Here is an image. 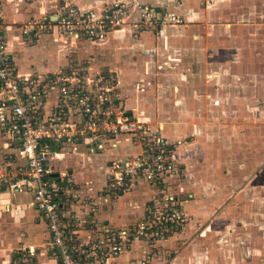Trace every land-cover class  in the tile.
<instances>
[{
	"label": "crops",
	"instance_id": "obj_1",
	"mask_svg": "<svg viewBox=\"0 0 264 264\" xmlns=\"http://www.w3.org/2000/svg\"><path fill=\"white\" fill-rule=\"evenodd\" d=\"M114 1L131 0H1L3 18L7 26L8 50L19 72L23 74L57 71L75 61L79 64L90 65L94 70L110 69L116 72L120 80L121 106L127 109L128 114L141 117L156 129L161 128L162 133V127L155 125L145 112L150 110L152 105L157 107L163 104L164 110H170V113L174 115L177 113L182 117L180 118L182 122L190 124L189 120L192 121L194 129L189 125L188 128L178 126L175 132L166 131L175 134L174 139H170L163 133L171 141L180 143L178 144L179 150L186 164L189 158L193 159L200 153H204L202 146H204L205 136L221 142V147L226 146L228 142L236 157H239V161L244 163L243 168L236 169V162L229 160L227 173L214 167L213 171H207L208 175L200 186L193 185L191 189L202 195L204 189L207 190L210 185L212 191L207 190V194L212 193L213 206H221L222 209L226 207L225 210L219 208L217 220L223 224L228 218L229 230L225 232V240L233 244L230 251L228 249L226 253L223 246L220 250V245L214 242L217 236L209 229L216 221L209 223L201 229L199 234H196L197 219H193V216L198 213L200 216L206 212V210L204 212L201 210L207 204L205 201L195 200L193 192L192 197L194 198L186 203V206H191L194 214L188 210L192 215V220L182 232L165 242L164 248L174 251L175 264H210L211 260H214V264L215 262L219 264L220 261H225V257L226 261H235L236 257L233 258V256L238 250L237 245L243 242L247 244L245 240L251 242L254 240L251 234V236L243 237L241 243H237L236 233L244 228L242 221L249 224L248 219L239 217L240 214L251 213L253 206H264V171L252 170L253 166L250 165L252 163L250 154L252 153L248 148L252 136L261 135L262 131L258 130L264 129L256 126L257 130L253 133L254 127L248 122L251 120L250 116L256 112L255 109L259 108L253 106L255 100L261 99V102H264V9L258 10L253 7L255 3H261L263 8L264 0H213L209 5L203 0H134L137 3L149 4L151 7H148L154 14H174L182 22L175 24L167 21V23L159 24L156 32L144 28L137 31L131 23H128L125 28L100 42L77 40L66 34L52 32H44L34 41H27L22 35L21 28L28 21L56 16L63 7V5L59 6L60 3H66L65 6L74 4L84 8H100ZM240 2L245 3L244 10L238 7ZM136 7L131 10L130 22L140 21V10ZM166 46L173 50L181 49V56L177 58L168 55L163 63L170 67L180 66V69L168 70L162 75L163 73L159 71L164 66L161 56L155 59L153 52ZM192 47L196 49L195 62L198 68L208 64H212L213 67L211 95L213 105L211 108H206V99L200 98L203 94L194 91V80L188 78V67L189 65L194 66V64H189ZM165 54H168V50ZM208 60L211 61L208 63ZM172 62H177V64ZM228 71L232 74L231 76L226 75ZM150 84L152 87H158L155 94L153 93L155 88H150V90L147 88ZM150 92L152 94H148ZM147 95L154 96L157 101L147 102ZM169 95L174 96V99L178 101L174 103L170 101L169 106H166L167 103L162 100L168 98ZM194 97H199V99H194ZM179 101L182 104H179ZM259 111L261 114L264 113L263 104ZM208 112L217 116L215 117L217 120L219 118V121L215 120L212 126H205L204 122H201V117H205ZM223 115H234L233 119L225 122L228 127L221 122ZM187 129L188 131L194 130L192 132H195L194 135L200 134V141L193 139L189 142V137L183 138V132ZM116 140L118 142L115 147L111 146L115 140L107 142L109 149L103 153L92 152L87 146H82L80 151L67 147L60 154V150L54 148L55 152L50 165L56 170V176L67 173L71 175L75 182V189L80 190L81 194L80 199L64 207L67 210L66 213L72 212L80 218L86 215L89 218L93 215L100 222L110 223L115 227L125 226L144 213L146 204L156 191L155 187L150 184L142 183L118 195L102 193L110 162L123 160L142 151L139 145L131 141L130 136L122 135ZM17 144L16 137L0 128V264H59V260L50 250L51 235L47 222L32 204L33 195L30 193L13 195L9 192L5 161L6 155L14 150ZM187 146L189 148H186ZM263 146L264 141L261 140V147ZM221 147L219 153L224 151ZM237 147L240 148L237 149ZM192 150L195 154L191 152ZM262 153L260 159L257 158L260 162L264 159V148ZM72 156L80 157L87 162H93L97 156L104 158L99 166V176L86 179L84 173H78L77 166L71 164L73 162H68L63 167L62 163ZM222 160H224V155L219 157L220 164ZM186 170H188L187 166ZM196 176L198 177V174ZM211 178L212 184H210ZM258 179L262 181L254 182ZM221 192L222 197H217ZM223 201H225L224 204ZM194 206L200 207L194 209ZM83 226L82 222L76 229L78 242L87 240L89 231L81 228ZM210 235L212 237L208 238ZM187 237L188 240L185 239ZM24 246L31 248L34 255L30 256L29 251H23ZM148 249L145 243L137 240L126 252L106 264H138ZM245 254H247L246 249ZM247 255L245 258L251 256L252 252ZM162 262L159 257L154 259L155 264H162Z\"/></svg>",
	"mask_w": 264,
	"mask_h": 264
},
{
	"label": "built area",
	"instance_id": "obj_2",
	"mask_svg": "<svg viewBox=\"0 0 264 264\" xmlns=\"http://www.w3.org/2000/svg\"><path fill=\"white\" fill-rule=\"evenodd\" d=\"M203 1L208 5L213 2ZM135 7L127 1L100 8L71 4L53 18L28 21L21 28L22 35L34 41L44 32H52L100 42L128 23L138 30L167 21L182 22L174 14H154L148 6L139 7V22H130ZM6 30L0 0V128L18 140L6 155L9 192L33 195L32 204L47 222L50 250L59 264H106L137 240L149 248L138 264H155L156 257L162 264H174L172 253H164V244L192 220L186 203L193 193L182 195L174 188L186 174L180 143L122 108L120 80L110 69L94 70L75 61L57 71L20 73L6 44ZM122 135L130 136L142 151L110 162L102 193L118 195L142 183L150 184L156 191L144 213L122 227L100 222L93 215L80 218L66 213L64 207L80 199L81 194L71 175L56 176L50 165L54 148L60 154L67 147L80 151L82 146L103 153L109 149L107 142L115 140L111 143L115 147ZM82 222L81 228L89 233L87 240L78 242L76 229ZM22 250L34 255L31 248L24 246Z\"/></svg>",
	"mask_w": 264,
	"mask_h": 264
},
{
	"label": "rangeland",
	"instance_id": "obj_3",
	"mask_svg": "<svg viewBox=\"0 0 264 264\" xmlns=\"http://www.w3.org/2000/svg\"><path fill=\"white\" fill-rule=\"evenodd\" d=\"M133 1V4L134 6H137V8L139 7H145V5L151 7L149 4H145L144 2H140V3H137L136 1L134 0H131V1H127V2H132ZM64 4L66 3H60L59 6H62L63 7L65 6ZM245 3L244 2H240L238 3V7L240 9H245L244 7ZM261 3H258V4H254L253 7H255L256 9L260 10V9H264V7L262 8L261 7ZM62 7V8H63ZM136 11V10H135ZM157 11V10H156ZM194 25V24H192ZM157 24H153L152 26H149V27H146L144 26V29L147 30L148 28H151V30H154V32H156L155 30L157 29ZM194 27V26H193ZM141 29H138L137 31H139ZM150 30V29H148ZM85 40V39H83ZM165 50V51H164ZM168 50V54H165V52ZM195 48L192 47V53L190 54L189 56V64H194V66L191 67V65H189L188 67V78L189 80H194V87H195V90L196 93L197 91H199L200 94H203V95H200V98H205L206 99V108H211V106L213 105V98L211 97L212 95V88H213V84H212V79H213V67H212V64H208L207 66L205 67H199L197 66V63L195 62L196 61V56H195ZM164 51V52H162ZM174 53V54H172ZM154 54V58H158L161 56V62L162 64L164 65L163 67H161L159 70L160 72H162L164 75L168 70H173L176 71V70H179L180 69V66H173V67H170L168 64L166 63H163L164 60H167L165 59L168 55H173V57H177V58H180L181 56V49H177V50H173V49H170L169 46H166L165 48H161L159 50H156V52L154 51L153 52ZM194 56V57H192ZM193 59V60H192ZM168 60H170L168 58ZM178 61V60H177ZM193 61V62H192ZM211 60H208V63L210 62ZM174 64H177V62H172ZM166 66V67H165ZM178 68V69H176ZM185 69V68H183ZM203 69V71H202ZM154 72V71H153ZM158 72V73H160ZM229 72V71H228ZM226 74V73H225ZM159 75V74H158ZM227 76H231L232 74L229 72L226 74ZM198 78V79H197ZM199 80V82L197 81ZM156 81H157V85H158V79L156 78ZM197 81V82H196ZM154 85V84H153ZM149 90L150 88H155V90L153 91V93L155 94L156 93V90H158V87H152V85L150 84L148 87H147ZM198 88V89H197ZM202 89V90H200ZM204 91V92H202ZM148 94H152V92L148 93ZM256 94L254 93V96ZM172 95H169L168 98H165L163 99L162 101H165L167 103L166 106H169V102L173 103L175 101H178L177 99L175 100L174 99V96L170 97ZM194 99H199V97H194ZM254 99H256V97H254ZM146 101L147 102H156V98L153 96V97H149V95H147V98H146ZM179 104L181 103L180 101L178 102ZM182 104V103H181ZM263 104V110H264V102L262 103L261 102V99H258V100H255V103L253 106H256V107H261V105ZM163 104H159L157 107L155 106H151L149 109L150 110H146V114L149 115L151 117V120L152 122L159 126V127H162V130H163V133L168 136L170 139H174L176 138V135L175 134H170L169 132H166V131H176L177 130V127L178 126H184L185 128H188L189 125H191L193 127V129L195 128L194 125H192L193 123H191L192 121L189 120V123L190 124H186L185 122H182L181 119L182 117H180L179 115H177V113L174 114H171L170 113V110H164L163 109ZM259 108H256V112L257 114L253 113L252 116H250L251 120L248 121L250 123H252L253 125V133H255V131L257 130L256 129V126H259L264 128V113H260L259 111ZM174 112H176L175 109H173ZM209 112H211V110H209ZM207 113V115H205V117H201V122L205 125V126H212V123L214 124V121H219V118L218 120L215 118L217 116H214L212 113ZM181 118V119H180ZM222 120L221 122L224 124L225 127H228V125H225V122L228 120V119H233L234 118V115H231V116H228V115H223L222 117ZM184 121H187V119H183ZM222 124V125H223ZM203 125V126H204ZM165 131V132H164ZM194 130H190L188 131L185 130L183 132V138L185 136L189 137L188 141H193L194 140H198V142L200 141V134L198 135H194V133H192ZM212 132V130H210ZM259 132L262 131L261 135L259 136H252V140H251V143L249 142L248 144V148L249 150L251 151L252 154H250V157H252V163L250 164L251 166H253L252 170L255 171V172H260L261 170L264 171V159L263 161H258V159H260V156H262V149L263 148L261 147V140L264 141V129H259L258 130ZM193 134V136L191 135ZM192 136V137H191ZM261 136V137H260ZM203 142H204V146L203 149H204V153H200V155H198V157H194L193 159L192 158H189V162L186 164L188 170H186V174L185 176H182L181 179L175 184L174 188L176 191H178L180 194L182 195H185L187 193H194L195 195V198L192 197L190 200H192L193 198L195 200H201V201H205L206 202V207H203L204 209H202L201 211L204 212L206 210V212L202 213V215H194L192 213V209H191V206L187 205V208L189 210V212L191 214H193V219H197V233L196 234H199V232L201 231L202 228L206 227V225L208 226L209 223L211 224V222H215L214 226L212 225L209 229L210 232H213L216 234V238L214 240V242H216L218 245H220L221 249L222 250V246L225 250V252L227 253L228 252V249L230 251V248L231 246H233V244L231 243V241H228V240H225L226 236H225V232H228V226H229V223H228V218L226 219V222H224L222 224V222L218 221L217 218L219 216V208L221 206H213V202H212V193L210 194H207V190H210L212 191V187H209L210 185H208L207 187V190L204 189V193L201 195L200 193L197 194L195 193V191H193L191 188H193L192 186H200L201 182H203V180L207 177L208 173L207 171L209 170V172L213 171L214 167H216L218 170L222 171L223 173H227V171L229 170V167H228V162L229 160L231 161H234L235 165H236V169H238L239 167L240 168H243V164L244 163H241L239 161V157H236V155L234 154V151L230 148L228 142H226V146L224 147H221L222 144L221 142L219 143L218 140H214V138L212 137H208V136H205L204 139H203ZM221 144V146H220ZM221 147L222 150H224L223 152L219 153V148ZM186 148H189L188 146ZM235 148V147H234ZM240 147H237V149H239ZM220 149V150H221ZM235 150V149H234ZM192 153L195 154L194 150L191 151ZM231 154H232V157H231ZM221 155H224V160H222L221 164L219 163V157ZM184 158H188L184 156ZM70 159V160H69ZM102 159L104 158H97L93 161V162H87V161H83L80 157H76V156H72V157H68L66 159V162H59V163H62V166L64 167L66 163L68 162H73L71 164H75L78 168V173L80 172H83L84 173V176L86 177V179H94L97 175L99 176V172H100V168L99 166L101 165V162H102ZM218 162V163H217ZM183 163V162H182ZM250 163V162H249ZM198 174V177L196 176ZM196 177H197V180H196ZM202 179V181H201ZM198 182V183H195V182ZM259 181H262L261 179H258V180H254V182H258ZM212 184V178H211V181H210ZM215 183V182H214ZM212 186V185H211ZM192 190V191H191ZM222 192L220 193V195L218 194L217 197H222ZM223 204L225 203V201L222 202ZM209 205V206H208ZM200 206H194V209L198 208ZM253 208L252 212L251 213H244L242 215L240 214L239 217L241 218H245V219H248L249 221V224L245 223L242 221V225H243V229L240 231L238 230L236 235V240H237V243H239L243 237H246V236H251V234H253V237H254V240L253 242L251 241H248V240H245L247 241V244H245V242L237 245L238 247V250L234 253V257H236V260L235 261H226V257L223 258L225 259V261H220L219 264H264V206L261 207V206H253L251 207V209ZM221 210H225V208H220ZM196 216V218H195ZM236 216H238V214H236ZM234 221V219L232 220ZM220 222V223H219ZM205 224V225H204ZM252 229H251V227ZM213 227L215 229H213ZM250 227V228H249ZM246 228V229H245ZM220 230V232L218 231ZM180 233V232H179ZM193 236V235H192ZM212 235H210L208 238H211ZM185 239H189L188 237L185 238ZM245 249H246V252L248 255L251 254L252 252V255L251 256H248L245 258V255H244V252H245ZM243 251V252H242ZM164 253L166 254H169V253H172L173 255V258L171 259L172 262L175 264V261H174V251L172 249H165ZM209 257L211 258V254H209ZM210 264H214V260H211L210 261ZM216 264V262H215Z\"/></svg>",
	"mask_w": 264,
	"mask_h": 264
}]
</instances>
